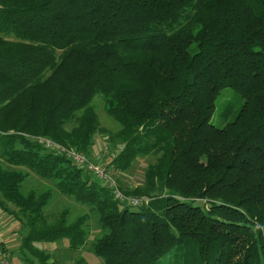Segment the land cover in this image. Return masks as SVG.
<instances>
[{
	"label": "trees",
	"instance_id": "obj_1",
	"mask_svg": "<svg viewBox=\"0 0 264 264\" xmlns=\"http://www.w3.org/2000/svg\"><path fill=\"white\" fill-rule=\"evenodd\" d=\"M226 88L243 103L219 128ZM100 134L121 192L147 202L40 142L94 162ZM142 157L143 185L122 186ZM32 174L46 185L23 191ZM57 196L89 213L50 218ZM0 209L27 264H57L40 245L83 248L90 217L104 264H264V0H0Z\"/></svg>",
	"mask_w": 264,
	"mask_h": 264
},
{
	"label": "rangeland",
	"instance_id": "obj_2",
	"mask_svg": "<svg viewBox=\"0 0 264 264\" xmlns=\"http://www.w3.org/2000/svg\"><path fill=\"white\" fill-rule=\"evenodd\" d=\"M242 103L243 101H239V97L232 89H224L216 102V109L212 118V123L219 128H223L229 121L223 115L226 108L228 106H231L232 108L235 107L236 112L241 107ZM92 106L94 107L99 117L102 129L108 131V133H115L121 128L120 125L106 112L104 98L101 94L95 97L94 101L92 102ZM98 136L99 137L95 140V145L92 148L91 159L96 162V164H104L108 162V160L103 161V158L107 159L104 151L108 147V136L103 134H100ZM149 162L150 159L145 157L139 158L137 161H135L132 168L122 175L121 185L124 187H135L143 185V183L145 182V169ZM43 185H46V182L40 180V178L32 174L31 179L25 186H23V191H27L30 188H39ZM67 206L71 208L73 215H77L83 212L89 213L88 210L90 209L87 206L76 205L71 199L57 196L48 208L49 217L53 219L57 214H59L60 211H62ZM11 208L14 209L13 206H11ZM0 216L2 224L0 225V228L3 233L6 232L7 234V239L5 238V245L8 251H10V255L12 256V263L27 264L20 258L21 256L18 251L21 236L23 235V233H25V231L13 217L5 214L1 209ZM89 220V237L85 246L80 250L71 251L69 249L67 241L58 242L54 245H40L39 247L41 249H47L48 252L52 253L57 264H74L79 257H84L89 264H104L100 258L96 257L92 253L93 241L95 238L101 235V228L97 224V220L94 217H90Z\"/></svg>",
	"mask_w": 264,
	"mask_h": 264
},
{
	"label": "built area",
	"instance_id": "obj_3",
	"mask_svg": "<svg viewBox=\"0 0 264 264\" xmlns=\"http://www.w3.org/2000/svg\"><path fill=\"white\" fill-rule=\"evenodd\" d=\"M40 140V142L45 143V146L48 149L56 150L58 153L65 155L77 165L85 167L97 179L102 181L106 187L110 188L113 192L114 197L120 202L136 206L144 201H148L146 199L128 197L121 192L116 179L112 175V172L110 171V169L107 168L108 164L113 160L112 157L108 160V162L105 163L104 166L102 164H96L90 161L83 154L75 151L74 149H67L61 145L52 142L49 139L42 138ZM5 240V235L0 228V264H13L12 256L6 248Z\"/></svg>",
	"mask_w": 264,
	"mask_h": 264
},
{
	"label": "crops",
	"instance_id": "obj_4",
	"mask_svg": "<svg viewBox=\"0 0 264 264\" xmlns=\"http://www.w3.org/2000/svg\"><path fill=\"white\" fill-rule=\"evenodd\" d=\"M0 225H2L1 224V216H0ZM10 232V231H9ZM4 235H5V238H6V236H7V234H6V232L4 233ZM7 239V238H6ZM10 252V251H9Z\"/></svg>",
	"mask_w": 264,
	"mask_h": 264
}]
</instances>
